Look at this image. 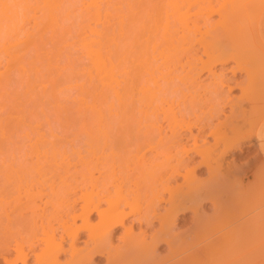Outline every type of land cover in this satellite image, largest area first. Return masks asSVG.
Masks as SVG:
<instances>
[{"label": "bare ground", "instance_id": "bare-ground-1", "mask_svg": "<svg viewBox=\"0 0 264 264\" xmlns=\"http://www.w3.org/2000/svg\"><path fill=\"white\" fill-rule=\"evenodd\" d=\"M263 6L264 0H0V234L7 233L6 238L0 235L4 237L0 238V263L94 264L95 257L103 256L107 263L115 264L117 258L126 259L128 255L134 264H162L177 257L180 258L173 264H196L203 257L224 252L225 247L230 250L231 246L252 242L253 236V240H258L260 234L264 235L261 233L264 205L253 214L262 216L263 222L257 220L258 216L256 220L253 215L252 219L243 216L245 220L238 221V225L234 218V221L226 220L231 206L226 207L227 216L218 213L221 218L215 212L213 219H207L208 215L201 211L203 201L217 192L220 197L224 192L214 186L220 184L225 190L231 184L226 181V176L232 174L230 170L231 174L226 173L224 179V175L217 176L224 172L219 171L215 176V168L218 166L216 170L223 171L231 168L229 160L234 158L228 160L226 156L232 150L242 151L251 144V139L255 144V138L264 133V104L258 103L262 97L260 101L257 97L253 100L250 88L244 89L245 81L241 95L228 98L220 89L224 83L222 75L215 70L217 65L234 59L237 62L232 67L233 74L245 71L251 79L260 69L264 73V67L256 72L257 67L250 76V65L246 67L244 63L243 67L242 61L237 60L238 55L251 57L248 51L253 52L251 33L248 34L251 28L246 29V23L256 27ZM191 7L197 11L193 8V12ZM214 16L216 19L212 20ZM243 28L249 32L243 33ZM196 33L208 40L218 38L214 42L212 39L206 42V38L199 40L200 46L211 44L207 48L204 44L205 50L202 48L208 59L205 57L207 61L202 60L199 68L192 67L195 65L189 68L191 55L189 62L185 58L186 77L181 74V79H186L179 80L188 81L194 91L196 87L203 88L202 84L198 85L202 73L210 78L209 89H203L209 94L204 101L213 105L206 108L208 113L202 109V116L198 112L197 91L190 93L186 88L192 98L188 99V105L183 104L187 102V91L182 93L184 85L180 82L174 84L178 82L175 81L178 59L180 63L182 51L189 48L184 45L183 49L182 45L192 40L198 43L199 37L190 38ZM176 38L187 40L183 44L177 41L179 47ZM226 42L232 46L228 45L231 49L227 51V46L223 49ZM191 44L190 47L194 45ZM173 49H178L176 52L180 51L182 57L177 53L175 56ZM175 57L177 60L173 62ZM175 61L178 67L173 66ZM186 62L183 58L180 68L184 69ZM256 63H253L255 67ZM180 98L184 99L183 106ZM219 105L230 110L221 119L224 121L218 118ZM255 114L257 120L250 119ZM214 117L218 119L216 123ZM253 120H256L254 124ZM246 126L251 128L247 131L249 138H244ZM209 137L214 138V143L197 145L199 140L205 142ZM77 140L80 144L85 141L79 145ZM189 141L192 148H178ZM213 158L215 161H210ZM201 167L211 173L206 180L196 175ZM214 176L224 179L227 186L223 188L222 179L218 182ZM121 187H125L124 193ZM232 187L234 192L235 184ZM135 190H142L143 194L136 195ZM118 192L123 194L119 198ZM139 194L144 195L142 199ZM224 194L223 197L228 196ZM138 198L144 202L143 206ZM217 203L215 208L220 206ZM161 204L163 211L159 212ZM217 208L216 211H222V207ZM187 212L194 213V226L182 230L184 233H174L176 224L185 221L180 216ZM132 215L134 223L145 224L152 232L149 235L144 229L134 232L132 224L126 227V220ZM248 219L255 220L258 226L251 225L253 222ZM153 222H157V229L153 228ZM11 228L16 231H10L13 233L10 237ZM120 228L123 231L118 240L123 243L116 244L114 234ZM253 231H260L259 236H252ZM21 232L28 236V239L22 236L25 242L21 240ZM84 232L87 235L79 247L76 243ZM218 233L217 239H210ZM233 234H238L241 243H236L238 237ZM261 238L257 245L253 241L251 264L261 259L264 262V238ZM163 243L168 253L157 256L155 250ZM40 244L44 247L38 249ZM11 250H14L12 256ZM183 253L186 257L181 258ZM66 254L68 259L61 262L60 257Z\"/></svg>", "mask_w": 264, "mask_h": 264}, {"label": "rangeland", "instance_id": "rangeland-1", "mask_svg": "<svg viewBox=\"0 0 264 264\" xmlns=\"http://www.w3.org/2000/svg\"><path fill=\"white\" fill-rule=\"evenodd\" d=\"M192 8V9H191ZM190 8V10H192L193 11V8H194V10L195 11H197V9H198V7L196 6V8L195 7H191ZM264 10V6L260 9V11H259V14L257 15V20L260 18V16H261V13H262V11ZM192 11H190V14H191V12ZM195 11H193V12H195ZM214 19H216V16H214V18H212V20H214ZM248 24V25H247ZM246 25H247V28L246 29H248V28H251V30H252V32H251V30L249 29V31L248 30H246V29H244L243 28V33L245 32V30L247 31V32H249L248 34L250 35V33H251V35H250V38L252 39H250L249 38V40H251V42L252 43H250L249 41V43L251 44V48H252V50H253V52L251 51V50H248V49H250V48H248L247 50L248 51H250L252 54H254L253 56L254 57H252V54H250L249 53V55H251V57L253 58H251L250 56V58L248 57V56H246L247 58H246V60H247V62H246V60H244L245 59V56H241L240 57V55H238L239 56V58H237V60H239L238 62H241L242 61V65H243V67H247L248 66V64L250 65L249 66V68H250V76L253 74L252 72H254L255 71V69L258 67V69L256 70V72L259 70V67H264V61H263V59L264 58H260V56H264V51H263V49L262 48H264L263 47V45L261 46L260 44H258V42L259 43H261L259 40H256V39H258L257 38V35H256V27H253V26H251V24L250 23H246ZM249 25H250V27H249ZM256 26V25H255ZM254 29V30H253ZM254 31H255V35L253 36V33H254ZM246 32V33H247ZM243 33H242V36H241V38L242 39H244L243 38ZM247 34V35H248ZM191 35V34H190ZM193 36H191L190 38H192V39H195L196 37H199V36H201L200 34H195L196 36H194V34H192ZM198 35V36H197ZM247 35H246V38H245V40L247 39ZM249 35H248V37H249ZM203 37V36H202ZM202 37H199L197 40V42L198 43H196V44H194V41L192 40L191 42H192V44H194V45H192L191 47H190V45H189V43H191L190 41H189V39H188V41H189V43H187V39L186 40H182L183 42H185L186 41V43L185 44H183V43H181L182 41H178V39L175 41L178 45H179V47L181 46V44H183L182 45V48L183 47H189L188 49L186 48V50H183V49H181V50H183L182 52H184L185 53V51H186V53L184 54V53H182L183 54V58H184V61L186 62V60L189 62V57H190V55H191V57L193 56L194 57V59H193V57H192V60H191V57H190V63H188V62H186V65H184L185 66V68L183 69L182 67L180 68V64H181V66H182V64H184L183 63V58H181L182 57V54H181V56H179V54H180V51H179V54H178V52H176L174 49L176 48V47H178V45L177 44H175L176 45V47L173 49L174 51V54H175V56H176V53H177V56H179L180 58H181V61H180V63H179V60L180 59H178V66L176 65V61H175V63H174V65L173 66H176V67H178V68H176V67H174V68H176L177 69V71H178V69H179V71L177 72L178 74H176V71H174L173 70V68H171L173 71H174V73L177 75V76H180V77H178L177 78V76L175 75V74H173V76L175 75L176 76V78H175V81L176 80H178V82L176 81V83H174V84H177L178 85V83L180 82L179 80L181 79V74H183L185 77H186V72H185V69H186V67H187V65L189 66V68L192 66V65H195V66H192L193 68L195 67V68H199V66H201V61L202 60H204V61H207V55L208 54H203V53H205V51L203 52V49L202 48H204V47H206L207 45H211V44H209L210 42H211V39L212 38H210L209 37V39L210 40H208V38H206L205 36H204V38H206V42L207 41H210L207 45L205 44V46L203 47V45H199V40L200 39H204V38H202ZM218 37H220V36H218ZM256 37V38H255ZM255 38V39H254ZM218 38L216 37V39H212V41L214 42L215 40H217ZM220 39V38H219ZM225 40V39H224ZM244 40V41H245ZM180 42V43H178V42ZM204 41H205V39H204ZM220 41V40H219ZM223 41V40H222ZM222 41H220V42H222ZM228 41V40H227ZM195 42H196V40H195ZM200 42H202V40H200ZM225 42V41H224ZM223 42V43H224ZM216 43V42H215ZM214 43V44H215ZM219 43V42H218ZM233 43V42H232ZM234 43H235V41H234ZM239 43H240V41H239ZM257 43V44H256ZM217 44V43H216ZM215 44V45H216ZM220 44V43H219ZM217 45V46H220V45ZM230 44H231V41H230ZM229 44V42H228V45H230ZM243 44H245V43H243ZM242 44V45H243ZM174 45V46H175ZM185 45V46H184ZM188 45V46H187ZM214 45V46H215ZM227 45V42H226V44H224L223 46H222V43H221V46L223 47V49H226L227 47V49H226V51L228 50V49H231L229 46ZM231 45H234V44H231ZM230 45V46H231ZM238 45V44H237ZM236 45V47H238ZM241 45V44H240ZM241 45V46H242ZM253 45V46H252ZM258 45H260V46H258ZM199 46H200V48H199ZM225 46H227L226 48H225ZM235 46V45H234ZM233 46V47H234ZM208 47V46H207ZM206 47V48H207ZM212 47H213V45H212ZM232 47V46H231ZM246 47V46H245ZM247 47H250V46H247ZM246 47V48H247ZM254 47V48H253ZM192 50H191V49ZM197 48H199V50L197 49ZM206 48H204V50L206 49ZM235 48V47H234ZM234 48H232L233 49V51H235V49ZM241 48V47H240ZM244 48V47H243ZM242 48V49H243ZM255 48H258V49H255ZM190 49V50H189ZM210 48H208V50H209ZM241 49V51H240V54H241V52L242 51H244V49L242 50ZM180 50V49H179ZM211 50V49H210ZM209 50V51H210ZM246 50V51H247ZM187 51H190L189 53H187ZM197 51V52H196ZM209 51H207L208 53H209ZM230 51V50H229ZM233 51H231V52H233ZM236 51H239V50H237L236 49ZM258 51H259V53L260 54H258ZM226 53V52H225ZM244 53V52H243ZM248 53V52H247ZM187 54H189V55H187ZM197 54H198V57H197ZM202 54V55H201ZM238 54V53H237ZM256 54H258L257 56L261 59V60H259V58L258 57H256ZM185 55V56H184ZM201 57H200V56ZM203 55H206V56H203ZM236 55V54H235ZM248 55V54H247ZM195 56H196V58H195ZM173 57H174V55H173ZM207 59H206V58ZM243 57V58H242ZM176 58V59H175ZM175 58H173L172 59V61L174 62V60H177V57H175ZM185 58H186V60H185ZM188 58V59H187ZM199 58V59H198ZM248 58H249V60H248ZM257 58H258V60H257ZM197 59V60H196ZM195 60V61H194ZM198 60H200V62L198 61ZM253 60V61H252ZM193 61V62H192ZM231 61V62H230ZM230 61H228L227 60V63L225 62V63H223V64H219V65H217L216 67H215V70L217 71V74H221L222 75V77H221V79L223 80V84H222V87L220 88L223 92H225V94L227 95V97L228 98H233V97H239L240 95H241V90L243 91V88H244V85H245V81H246V85H245V90L247 91V89H249L250 88V91H251V94H252V99L254 100V99H256L257 100V98L259 99V97H262V100L260 101V99L258 100V101H260V102H258V103H261L260 105H262L263 106V102H264V73L262 74V72H261V69L257 72L259 75L258 76H256V74L257 73H255L254 72V74L252 75V77H251V79H250V77H247V74H245L246 72L245 71H238V72H236L235 74H233L232 73V67H235V65H236V62H235V60L234 59H230ZM233 61V62H232ZM244 61V62H243ZM251 63H250V62ZM257 61V65L259 64V66H257L256 65V67H255V64H253L254 62H256ZM259 61H262V62H260V63H258ZM173 62H172V64H173ZM188 63V64H187ZM192 63V64H191ZM196 63V64H195ZM244 63L246 64L245 66H244ZM200 64V65H199ZM241 64V63H240ZM253 64V65H252ZM261 65H263V66H261ZM172 66V67H173ZM183 66V67H184ZM253 66V67H252ZM253 68V69H252ZM255 68V69H254ZM175 69V70H176ZM188 69V68H187ZM228 69V70H227ZM263 69L264 68H262V71H263ZM182 70H183V72H182ZM195 70H198V69H195ZM172 71V72H173ZM181 71V72H180ZM188 71V70H187ZM180 72V73H179ZM264 72V71H263ZM185 73V74H184ZM194 73H196V71L194 72ZM241 73V74H240ZM262 74V76H260L261 74ZM182 75V76H183ZM174 76V77H175ZM245 76H246V78H249L248 80L245 78ZM255 76V77H254ZM259 76H260V78H262V81H261V79H259ZM185 77H182V79L184 80V78ZM257 77V78H256ZM252 78H253V80H252ZM181 79V80H182ZM186 79V78H185ZM232 79V80H231ZM199 80V82L200 83H198V85H203V88H201V90H203L204 88H207V89H209V87L207 86V84L209 85V83H210V78H208L207 77V75H206V73H202L201 75H200V78L198 79ZM204 80V81H203ZM250 80H251V83H250ZM255 80V81H254ZM174 81V82H175ZM258 81H260V82H258ZM186 83H183V82H180L179 84H181V85H184V87L183 86H181L182 88H184V90L181 88V87H177V85H176V88H180V90L182 91L183 90V92L182 93H186V91H187V93L186 94H188L189 93V91H192V89L188 86L189 84H187V82L188 81H185ZM208 82V83H207ZM225 82H226V84H225ZM235 82V83H234ZM249 82V83H248ZM255 82V83H254ZM183 83V84H182ZM205 83V84H204ZM228 83H230L229 85H228ZM232 83V84H231ZM237 83L238 84H240V86H238L237 85ZM253 83V84H252ZM259 83V84H258ZM185 84L187 85V87L185 86ZM254 84L255 85H258V86H254ZM262 84V85H261ZM205 85V86H204ZM225 85V86H224ZM231 85H234V86H231ZM233 87L232 88V91H230L229 92V87ZM235 86H237V87H235ZM235 87V88H234ZM248 87V88H247ZM252 87V88H251ZM189 90H187V89ZM196 88H200V87H196ZM195 88V89H196ZM247 88V89H246ZM193 89L194 91H192V92H190V93H193V92H195V91H197V93H195V95L197 96V95H199V97H196L198 100V103H199V111L198 112H200V114H201V116H202V112H203V110H204V113H206V111H207V109L208 108H210V105H213V104H211V102L210 103H208V102H205L204 101V98H206L207 97V100H208V96H209V94L208 93H206V92H208V90H206V92L203 90V91H201V90H199V89ZM255 89H257L258 91H260V92H258V91H254ZM254 92H253V91ZM181 91H179V89H178V92H181ZM185 91V92H184ZM199 91V92H198ZM249 91V90H248ZM177 92V95L178 94H180V95H178L179 97H182V94L181 93H178ZM204 92L206 93L205 95H204ZM257 92V93H256ZM244 93V92H243ZM248 93V92H247ZM259 93V94H258ZM208 94V95H207ZM255 94V95H254ZM258 94V95H257ZM184 95V94H183ZM201 95V96H200ZM203 95V96H202ZM225 95V96H226ZM249 96H250V92H249V94H248ZM185 97H187V99L185 98ZM185 97H183V98H185V101L187 100V102L185 103L183 100H182V98H180V103H181V105H182V103L183 104H189V100L188 99H191L192 97L190 96V94H188V96L186 95ZM191 97V98H190ZM257 97V98H256ZM227 98V99H228ZM199 99L201 100V101H199ZM206 100V99H205ZM206 100V101H207ZM203 102V103H202ZM203 105H202V104ZM204 103H206L205 105H204ZM201 104V105H200ZM209 104V105H208ZM259 105V104H258ZM183 106V105H182ZM200 106H203V107H201L200 108ZM204 106H205V108H204ZM220 106V107H219ZM218 106V109H219V116H218V118H219V120L220 121H224V119L223 120H221L223 117L225 118V115H228V113H229V108L228 107H222V105H219ZM207 108V109H206ZM203 109V110H202ZM206 110V111H205ZM197 112V113H198ZM223 112V113H222ZM203 113V114H204ZM207 113H208V111H207ZM199 114V113H198ZM256 115V114H255ZM255 117H257L258 118V116L256 115V116H254L253 115V117H251L250 119H254ZM257 118H255L256 120H257ZM214 120H213V122L214 123H216L217 122V120H216V118L214 117L213 118ZM256 120H253L254 122L252 123V124H254L255 122H256ZM262 121V120H261ZM260 121V122H261ZM259 122V123H260ZM259 125V124H258ZM250 127V126H249ZM248 128V126H246V133L244 134V138H246V136H247V138H249V136L248 135H250V131L249 132H247L248 130H250L251 128H249V129H247ZM249 133V134H248ZM80 139V138H79ZM83 139V138H82ZM213 140H214V138H211V137H209V138H207V142L205 141H202V140H199L198 141V143H197V145L199 144V146H203V143H207V144H211L212 142H213ZM80 141V140H79ZM79 141L77 140L76 141V143H78L79 145H83L84 144V141H83V143L82 144H80L79 143ZM82 141V140H81ZM202 141V142H201ZM201 143V144H200ZM214 143V142H213ZM192 145L193 144H191V141H189V142H186V143H183L182 144V146H181V144L178 146V148L179 149H181L182 147L184 148V146H185V148L184 149H186V148H188V149H190V148H192ZM222 145V144H221ZM233 152V153H232ZM235 152V153H234ZM253 152V153H252ZM232 154V155H231ZM213 156V155H212ZM212 156H210L209 158L210 159H212ZM231 156H232V158H231ZM255 156V157H254ZM215 157V156H214ZM216 158V157H215ZM215 158H213V160H210V161H215L214 159ZM228 158V160L229 159H233L232 161L231 160H229L230 161V163H232V164H230V166L232 165V167L230 168L229 167V169H225V168H223V169H225L224 171L221 169H218V170H216L217 169V167L215 168V176L218 174V172L219 171H221L223 174H221L220 173V175H217L218 177H222L223 175V177L222 178H226V177H228L227 178V182L229 181V183L231 182V184H233V185H231V184H229V186H227V185H224V184H228L227 182H223V181H225L224 179H222V178H218L219 180L220 179H222V180H220V183L221 184H223L224 185V187L223 188H225V186H227V187H229V188H225V190H222V188L220 187L221 185L219 184V183H217V184H219L218 186H214L213 184H212V186H214V187H218V190H220L221 189V191L223 192H226L225 194L226 195H228V196H225V197H223V194H224V192L222 193V195L220 196V194H219V196L222 198H220V197H218V192L216 193V194H212L211 196H210V198H208V199H204L205 201H203V202H205V203H203L202 204V209L203 210H201L203 213H206L207 215H208V218L207 219H209V217L211 218L212 217V219L214 218L213 216H212V214L214 215V214H218V213H220L221 212V214H224L225 216H227V214H226V207L227 206H231V209L232 210H228L229 212H227L228 213V215L229 216H227V217H229V219L227 218L226 220H233V218H234V220L236 219V223H237V225L239 224V222L240 221H242L243 219H244V217H245V219H247V218H251V216L253 215V214H255V213H257L260 209H261V207L264 205V196H261L262 194L264 195V176L263 177H261L260 175H261V173L262 172H259V170L260 169H264V159L261 157V155H260V152H259V150H258V148H257V146H256V144H253V141H252V139H251V144H247V145H245V147L243 148V150L242 151H239V150H232L231 152H230V154L228 155V156H226V159ZM196 159H199V157H196ZM256 159H257V161H256ZM240 160V161H239ZM256 161V162H255ZM235 162V163H234ZM216 165H217V162L215 163ZM214 164V165H215ZM238 164V165H237ZM120 165V164H119ZM123 165V164H122ZM127 165V164H126ZM212 165H213V163H212ZM238 167H237V166ZM115 166H117V164H115ZM121 166V165H120ZM125 166V165H124ZM225 166V165H224ZM235 166V167H234ZM118 167V166H117ZM116 167V168H117ZM215 167V166H214ZM219 167H221V166H219ZM223 167V166H222ZM236 167L238 168V170L236 169ZM248 167V168H247ZM260 167V168H259ZM233 168V169H232ZM118 169H120V167L118 168ZM232 169V170H231ZM263 169L261 170V171H263ZM229 170H230V172L232 173V174H234L235 176H234V178H233V176H232V174L229 172ZM234 170H236V172H237V174H236V172L234 171ZM207 171V172H206ZM240 171V172H239ZM228 172L231 174V175H228ZM234 172V173H233ZM226 173H227V175L228 176H226L225 177V175H226ZM209 174L211 175V173H208V170L206 169V167H201L200 169H198V170H196V175H197V177H200V178H202L203 180H206V178L208 179V177H210L209 176ZM212 175H214V174H212ZM241 175V177H238V176H240ZM208 176V177H207ZM213 177V178H216V177ZM229 176H231V177H229ZM260 178H262V179H260ZM231 179V180H228V179ZM237 178H238V181H237ZM217 179V178H216ZM217 179V181L219 182V180ZM233 179H234V183H233ZM236 179V180H235ZM260 179V180H259ZM179 181V180H178ZM216 180H214V182H215ZM180 182H181V180H180ZM211 182V181H210ZM210 182H209V184H210ZM213 182V183H214ZM179 183V182H178ZM215 185H216V183H214ZM234 184H235V191L233 192V188L234 187H232V186H234ZM211 185V184H210ZM248 185V186H247ZM260 185V186H259ZM220 187V188H219ZM123 190H122V192L121 193H124V191H126V190H124L125 189V187H121ZM121 188L120 189H118L119 191L121 190ZM238 188V189H237ZM131 189H135V188H133V187H131ZM140 191V190H139ZM139 191H133V192H136L135 194L137 195L138 194V192ZM221 191H219L220 193H221ZM263 191V192H262ZM141 192H142V190H141ZM141 192H139L140 194H143V192L141 193ZM232 192V193H231ZM235 192H236V194H235ZM262 192V193H261ZM119 194H118V198H119V195L121 194L120 192H118ZM249 193V194H248ZM251 193H252V195H251ZM132 194H134V193H132ZM139 194V195H140ZM224 194V195H225ZM254 194V195H253ZM115 195V194H114ZM121 195H123V194H121ZM126 195V194H125ZM124 195V196H125ZM135 195V196H136ZM236 195H238V196H236ZM261 196V197H263V198H261L260 197V199H259V197H257V196ZM124 196H122V197H124ZM131 197H132V195H130ZM129 196V197H130ZM142 196H144V195H140V198L142 197ZM232 196V197H231ZM235 196V197H234ZM247 196H249V197H247ZM254 196H256V197H254ZM117 197V196H116ZM130 197V198H131ZM136 197H138V196H136ZM238 199H237V198ZM239 197H240V199H239ZM241 197H242V199H241ZM133 198H134V196H133ZM223 198H225V200L223 199ZM231 198V199H230ZM111 199H112V197H111ZM114 199V198H113ZM142 199V198H141ZM139 200V198H138V201H140L139 202V204H140V206L142 205H144V202H141L142 200ZM221 199V200H220ZM234 199L236 200V201H234ZM251 199H253V200H251ZM255 199V200H254ZM116 200V199H115ZM120 200V199H119ZM224 200V201H223ZM230 200H231V202H230ZM243 202H242V201ZM250 200V201H249ZM206 201H208V202H206ZM222 201H223V203H222ZM229 201V202H228ZM234 201V202H233ZM217 202H219V205L220 206H218V208L219 209H221V207H222V211H220L219 210V212L218 211H216V208H215V206L218 204H216ZM237 202V203H236ZM250 202V203H249ZM136 203V202H135ZM227 203V204H226ZM233 203H234V205L236 204L237 205V207H236V205H235V207H234V205H233ZM260 203H261V206H260ZM263 203V204H262ZM216 204V205H215ZM226 204V205H225ZM228 204H230V205H228ZM239 204V205H238ZM250 204V205H249ZM215 205V206H214ZM244 205H246V206H244ZM258 205V206H257ZM104 206L105 207H107V205L106 204H104ZM103 206V207H104ZM160 206V205H159ZM158 206V207H159ZM252 207H257V209H254V208H252ZM160 208V209H159ZM158 209H159V212H162L163 211V205L161 204V206L159 207ZM217 208V209H218ZM229 208V207H228ZM235 208V209H234ZM251 208V210L250 211H247L248 209H250ZM263 208H264V206H263ZM213 209V210H212ZM252 209H253V211H252ZM215 210V211H214ZM255 210V211H254ZM240 211V212H239ZM214 212V213H213ZM216 212V213H215ZM247 212V213H246ZM251 212V213H250ZM247 214H249V215H247ZM209 215H211V216H209ZM219 216H218V218L220 217L221 218V215L220 214H218ZM194 216V213H192V212H187V213H184V214H182L180 217L182 218V219H185V221L183 222V221H180V222H178L177 224H176V228H175V231H174V233H179L180 231H182V230H184L185 229V231H187V229L189 228V226H190V228L191 227H193L194 226V224L193 223H195L196 221L194 220L195 218V216ZM215 216V215H214ZM244 216V217H243ZM254 216H255V220H256V217L258 216H256V215H253L252 216V218L254 219ZM134 218V215H132V216H130L127 220H126V222H125V226L126 227H128V226H130L131 224H132V228H133V230H134V232H139V230L140 229H144V232L145 233H147V235H149V233H150V231H151V229H149L148 227H146L145 226V224L144 225H139L137 222H133L132 221V219ZM243 217V218H242ZM259 217V219H260V217H262V216H258ZM258 217H257V220L258 221H262L261 219L259 220L258 219ZM94 218H95V215H93L92 216V218H91V220L93 219L94 220ZM190 218V219H189ZM193 218V219H192ZM216 218V217H215ZM226 218V217H225ZM224 218V219H225ZM232 218V219H231ZM251 218V219H252ZM187 219V220H186ZM244 219V220H245ZM250 219V220H251ZM263 219V221H264V217L262 218ZM92 220V221H93ZM195 222H194V221ZM233 220V221H234ZM249 220V219H248ZM249 220V221H250ZM255 220H251V222H253V224L251 223V225H254V227L256 226L255 224H258L257 222L255 223ZM239 221V222H238ZM262 221V222H263ZM193 222V223H192ZM248 222V221H247ZM260 222H259V224H260ZM79 223V222H78ZM78 223L75 225V226H77L78 225ZM134 223V224H133ZM188 223V224H187ZM235 223V224H236ZM245 223V222H244ZM153 225V228L154 229H157V227H158V224H157V222L155 223V222H153L152 223ZM193 224V225H192ZM248 224V223H247ZM138 225V226H137ZM192 225V226H191ZM75 226H73V227H75ZM157 226V227H156ZM185 226V227H184ZM258 226V225H257ZM256 226V227H257ZM72 227V228H73ZM152 228V229H153ZM250 228V227H249ZM3 229V228H2ZM153 229V230H154ZM248 229V228H247ZM253 229V228H252ZM251 229V230H252ZM93 230V233H96L95 231H96V228H93L92 229ZM2 231H6V230H2ZM13 231V229L11 228V230H9V236H10V234H13L16 230H14L13 231V233H11V232ZM22 231V230H21ZM123 231V228H120V229H118L117 230V232L114 234V237H115V239L113 240L116 244H122L123 242H120V240H118V236L120 235V233ZM141 231V230H140ZM147 231V232H146ZM149 231V232H148ZM92 232V231H91ZM137 232V233H138ZM152 232V231H151ZM238 232V231H237ZM256 232H258V233H256ZM23 233H25V231L23 232ZM181 233V232H180ZM182 233H184V231H182ZM222 233H223V231H222ZM226 233V232H225ZM225 233H223L224 235H225ZM240 234H242L241 232H239ZM238 233V234H239ZM252 233V232H251ZM259 233H260V231H255V233H254V231H253V233H252V236H253V234L255 235V236H257V234H258V236H259ZM261 233H264L263 231L261 232ZM3 234V236L5 237V235L7 234V233H2ZM2 234H0V235H2ZM16 234L17 235H19L17 232H16ZM15 234V235H16ZM86 232H84V233H81L80 234V238H79V240H78V243H76V245L78 244L79 245V247H80V245L82 246L83 245V241L82 240H84V239H82L83 237H85L86 235ZM222 234V235H223ZM232 234V233H231ZM235 234V233H234ZM233 234V235H234ZM237 234V235H238ZM249 235H250V233H248ZM248 234L246 235V236H248ZM15 235H13L14 237H15ZM25 235V234H24ZM23 234H22V232H21V240H22V242H25L26 241V239H28V236L26 237V236H24ZM27 235H28V233H27ZM218 235H220V233H218V234H216V235H214V236H212L210 239L211 240H213L214 238H216L217 239V236ZM237 235H234L235 237L237 236ZM261 236L263 235V234H260ZM19 236V237H20ZM22 236H24L23 237V239H25V241L22 239ZM234 236H232L231 235V238H233ZM261 236L260 237H258V240H253L254 239V236H253V239H252V242L250 241V243H246L245 244V242L243 243V244H241L240 246L238 245L239 243H241V242H238L239 241V236H237L238 237V239H235V241H236V243H238L237 245V247H234V246H231V248H230V250L228 249V250H226V248L227 247H225V250H224V252H222V253H218V254H216V255H211V256H209V257H203V259H201L198 263H196V264H251V262L249 261L250 260V258H251V256L253 255L252 253H251V249L254 247L253 245L255 244V245H257L259 242V239L261 238ZM264 236V235H263ZM2 236H0V238H1ZM4 237H2V238H4ZM8 237V236H7ZM11 237V236H10ZM220 237V236H219ZM228 237V236H227ZM229 237H230V235H229ZM228 237V239H230ZM234 237V238H235ZM242 237H243V235H242ZM251 237V236H250ZM6 238V237H5ZM149 237L148 236H146V239H148ZM255 238H257V237H255ZM264 238V237H263ZM263 238H261V240H263ZM16 239H18V240H20V238H16ZM150 239V238H149ZM149 239H148V241H149ZM215 239V240H216ZM228 239H226L227 240V242H228ZM240 239H241V236H240ZM244 239H246V238H244ZM248 239V238H247ZM251 239V238H250ZM18 240H16V242H19L20 243V241H18ZM233 240V239H232ZM11 241V243H13L14 242V244H15V241L14 240H10ZM13 241V242H12ZM210 241V240H209ZM230 241V240H229ZM234 241V242H235ZM246 241V240H245ZM255 243H254V242ZM257 241V242H256ZM264 241V240H263ZM21 242V243H22ZM114 243V244H115ZM231 243V242H230ZM24 244V243H23ZM114 245V246H117V245ZM228 244V243H227ZM235 244V243H234ZM233 244V245H234ZM245 244V245H244ZM248 244V245H247ZM260 244H262L263 245V242L262 243H260ZM13 245V244H12ZM41 245V244H40ZM228 245H231V244H228ZM244 245V246H243ZM250 245H252V246H250ZM262 245H261V247H262ZM40 248H38V249H41V247L43 248L44 247V245L42 244L41 246H39ZM67 247V246H66ZM122 247V246H121ZM167 247V245H166V243L164 244H162V245H160V246H158L157 248H156V250H155V252H156V255L158 256V255H160V256H163V255H167V253H168V247ZM259 247V246H258ZM134 248V247H133ZM257 248V247H256ZM255 248V249H256ZM136 249H137V247H136ZM254 249V248H253ZM252 249V250H253ZM259 249V248H258ZM264 249V248H263ZM263 249H262V251H263ZM257 251V250H256ZM155 252H154V254H155ZM255 252V251H254ZM185 253V252H184ZM182 254V256L183 257H181V258H184V257H186V255L189 253V252H186L185 254ZM217 253V252H216ZM256 253V252H255ZM14 254V250L12 251L11 250V253H10V256H12ZM252 254V255H251ZM259 254V253H258ZM257 255V254H256ZM259 256H260V254H259ZM121 257H123V256H121ZM121 257H119V258H117L115 261V264H134L133 263V260L132 259H130V257H128V255H127V258L125 259V258H121ZM211 257V258H210ZM255 257V256H254ZM178 258H180V257H177V258H175V259H172V260H168V261H166V262H164V263H162V264H173L174 262H176L177 260H178ZM261 258V257H260ZM259 258V259H260ZM66 259H68V255L66 254V255H62V257H60V261L61 262H63V261H65ZM130 261H129V260ZM120 260V261H119ZM132 261V262H131ZM173 261V262H172ZM214 263H213V262ZM31 262V261H30ZM118 262V263H117ZM169 262V263H168ZM221 262V263H220ZM227 262V263H226ZM93 263L94 264H110V263H107V260H106V258L105 257H103V256H99V257H95L94 258V260H93ZM264 264V262H263V259H261V260H259V261H257L256 263H254V264ZM0 264H2V263H0ZM112 264H114V263H112ZM252 264H253V262H252Z\"/></svg>", "mask_w": 264, "mask_h": 264}, {"label": "crops", "instance_id": "crops-1", "mask_svg": "<svg viewBox=\"0 0 264 264\" xmlns=\"http://www.w3.org/2000/svg\"><path fill=\"white\" fill-rule=\"evenodd\" d=\"M256 35L258 40L264 47V10L262 11L260 18L256 22ZM260 124L258 125V127L260 126ZM259 137L255 138V144L260 152L261 157L264 159V133H262Z\"/></svg>", "mask_w": 264, "mask_h": 264}]
</instances>
